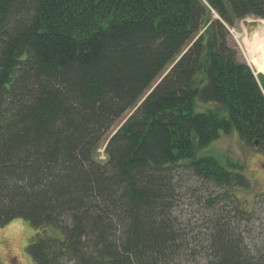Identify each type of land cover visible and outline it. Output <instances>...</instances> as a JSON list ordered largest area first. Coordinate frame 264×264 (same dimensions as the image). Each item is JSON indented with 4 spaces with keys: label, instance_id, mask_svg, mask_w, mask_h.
Listing matches in <instances>:
<instances>
[{
    "label": "trees",
    "instance_id": "obj_1",
    "mask_svg": "<svg viewBox=\"0 0 264 264\" xmlns=\"http://www.w3.org/2000/svg\"><path fill=\"white\" fill-rule=\"evenodd\" d=\"M247 16L264 0H0V224L35 264H264V191L247 209L241 165L196 155L232 128L264 152Z\"/></svg>",
    "mask_w": 264,
    "mask_h": 264
},
{
    "label": "rangeland",
    "instance_id": "obj_2",
    "mask_svg": "<svg viewBox=\"0 0 264 264\" xmlns=\"http://www.w3.org/2000/svg\"><path fill=\"white\" fill-rule=\"evenodd\" d=\"M258 20L264 19L247 16L244 20L233 19L232 24H226V26L229 32V42L236 51L238 58L249 65L261 84V79L258 76L261 72H257L252 67L248 51L242 42L243 31L246 26L245 22ZM196 108L198 110L211 108L222 112L221 107L214 103L197 102ZM131 111H126L105 134L99 146L94 151L95 158L101 161L105 160L104 147L107 139L124 122ZM196 155H212L225 166H227L228 161L237 162L241 165L240 170L245 175L248 185L237 188L235 193L238 199L245 203L247 209L252 207L255 197L264 191V152L254 146L246 144L239 137L235 128H232L228 133H221L217 139L199 149ZM193 208L195 209V205L192 207L189 206V209ZM33 233V227L23 218H14L5 224H0V264H35L26 250Z\"/></svg>",
    "mask_w": 264,
    "mask_h": 264
},
{
    "label": "bare ground",
    "instance_id": "obj_3",
    "mask_svg": "<svg viewBox=\"0 0 264 264\" xmlns=\"http://www.w3.org/2000/svg\"><path fill=\"white\" fill-rule=\"evenodd\" d=\"M243 33L242 42L248 51L252 67L264 74V20L251 21L245 26Z\"/></svg>",
    "mask_w": 264,
    "mask_h": 264
},
{
    "label": "water",
    "instance_id": "obj_4",
    "mask_svg": "<svg viewBox=\"0 0 264 264\" xmlns=\"http://www.w3.org/2000/svg\"><path fill=\"white\" fill-rule=\"evenodd\" d=\"M253 22V21H252ZM246 23V25L248 24V23H251V21L250 22H245Z\"/></svg>",
    "mask_w": 264,
    "mask_h": 264
}]
</instances>
